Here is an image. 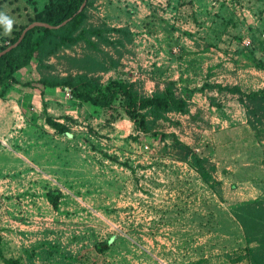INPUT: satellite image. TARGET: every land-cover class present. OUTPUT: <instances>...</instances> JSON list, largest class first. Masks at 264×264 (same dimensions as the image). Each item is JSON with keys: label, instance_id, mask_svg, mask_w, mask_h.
<instances>
[{"label": "rangeland", "instance_id": "1", "mask_svg": "<svg viewBox=\"0 0 264 264\" xmlns=\"http://www.w3.org/2000/svg\"><path fill=\"white\" fill-rule=\"evenodd\" d=\"M48 1L0 0V12L14 21L11 35L0 25V47ZM87 1V24L112 16L121 20L108 25L133 32L123 47L100 45L119 58L116 67L95 73L100 81H131L150 95L181 73L173 81L177 93L190 92L189 111L152 124L168 134L162 140L136 130L126 116L92 115L56 88L47 90L52 97L32 90L24 99L18 85L12 119L0 127V264H256L260 253L249 251L256 243L245 241L234 211L264 199V180L248 176L262 169L231 171L226 140L239 147L245 123L236 95L212 85L241 78L227 53L240 52L244 36L260 42L264 0ZM85 53L78 43L14 76L74 73L64 56ZM0 98L9 106L12 95ZM46 115L69 131L58 133ZM52 190L55 207L48 200ZM101 242L106 249H98Z\"/></svg>", "mask_w": 264, "mask_h": 264}, {"label": "trees", "instance_id": "2", "mask_svg": "<svg viewBox=\"0 0 264 264\" xmlns=\"http://www.w3.org/2000/svg\"><path fill=\"white\" fill-rule=\"evenodd\" d=\"M82 2L83 0H49L29 18L27 24L20 25L17 30H14L10 41L1 46L0 50L15 42L23 28L33 21L57 25L70 17L59 28L37 25L28 29L16 47L0 56V97L10 87L9 82L38 89L42 96L50 88H56L62 93L65 92V88H68L69 99L88 105L92 115L103 111L111 119L126 116L134 123L136 130L165 139L168 134L154 129L152 124L158 120H167L169 113H187L190 106V92L186 90L184 93H177L176 83L173 80L166 81L162 89H156L150 95L141 93L134 82L120 78H110L105 83L101 82L95 73L116 67L119 58H114L100 45L123 47L125 43L132 41L133 32L127 25L110 26L104 21L95 25L87 24L86 9L89 1L80 12H77ZM78 43H83L90 53L81 56H64L69 63V68L76 70L74 73L67 72L63 76L48 74L25 82L15 78V72L28 66L31 61L36 60L41 63L59 53L61 49ZM115 51L118 57L122 55L119 50ZM246 56L251 60L255 59L253 63L257 67H263V62L254 57L252 50L247 52ZM212 86L237 96L251 127L264 125V88L246 92L236 84L229 86L215 83ZM38 115V119L41 120L43 114ZM44 119L60 134L69 131L64 123L48 115ZM172 137L174 143L180 144L175 134H172ZM192 157H196L194 152ZM57 196L55 190L48 192V200L54 207L57 205ZM234 212L245 241L248 244L256 243L254 248H249L250 253H260L254 261L256 264H264V199L245 201ZM97 246L99 250L106 249L107 243L101 242ZM7 262L15 263L10 259Z\"/></svg>", "mask_w": 264, "mask_h": 264}, {"label": "crops", "instance_id": "3", "mask_svg": "<svg viewBox=\"0 0 264 264\" xmlns=\"http://www.w3.org/2000/svg\"><path fill=\"white\" fill-rule=\"evenodd\" d=\"M150 1H151V3H157V2H162L163 0H150ZM148 11H149L148 7L145 6V14H147ZM242 11L245 12L247 10H246V8H242ZM119 20H121V18H112V16L111 17L107 16V18L104 19V21L107 22L108 24H110V22H115V21L119 22ZM255 30H256V28H255ZM246 37H249V36H246ZM249 38L252 41V44L250 46L242 48V50L240 52H238L237 54H235V56H233L232 53H229V52L227 53L232 57L230 59H233V62L236 64V67L234 66V68L238 69L237 72L239 73V75H241V78H239L238 81L235 80L233 82V85L236 84V85L240 86V88L246 92L250 91V90H256V89L264 88V58H262L261 56H258L255 53V50L252 49L256 46V50H258L260 52L264 51V32L260 33V35H259L260 42L255 43V40L253 38H251V37H249ZM250 50L253 51L254 57L256 59H260L263 62V67H257L253 63L255 59L251 60L246 56L247 52H249ZM225 58H227V57H225ZM213 63H214V61L212 62L211 67L216 65V63H214V64ZM222 64H224V62ZM232 65H234V64L232 63ZM213 70L214 69H212V71ZM248 73H250L251 75H256V76H251ZM178 75H181V73H179ZM178 75H176V76L174 75L173 77H168L167 79L176 80V78L178 79ZM214 75L215 74H212V78H215ZM183 76H184V74H183ZM218 77H220V76H218ZM207 80H209V79L208 78L205 79L204 82L206 83ZM255 80H256V84L258 83V85L256 87L253 86L252 88L247 89L248 85H252L253 81H255ZM20 81L25 82L21 79H20ZM26 81H28V80H26ZM212 81L220 83L222 80L216 78L215 80H212ZM226 81H229V80L226 79ZM17 89H18V85L11 83L9 89L2 96L3 98H6V96L12 95V98H10L11 101H9L6 104L9 106H3V104H2L3 100H1V98H0V127H4L6 125L4 123H7L8 121H10V119H12L13 113H11L10 107L14 108V105H13L14 103H15V106H17L18 97H19V93H16L18 91ZM32 90L36 91L38 89H32V88L27 89V88L23 87V90H21L20 96H22V98L26 99V96H28L29 93L32 92ZM39 93H40V91H39ZM45 95H48L51 97L53 96V95L48 94V93H46ZM230 95L234 96L235 94L230 93ZM236 97L237 96H234V98H236ZM192 101H194V100H192ZM236 104L240 108L239 112H242V114H243V116L241 115V116H239V118H240L241 124L245 123L242 125V128L246 129V133H245L246 135L244 134V135L238 136L240 139L236 140V143H240L239 147L236 144H233L230 139L226 140L225 145L228 147V148H226L227 152L225 153L226 160L228 162H230L231 171L239 169L240 166H241L240 170L244 171V172L247 171V169H250L251 165L255 164L257 167L260 166V169H262L261 170L262 172L260 171L261 173H259V174L255 173L254 176H252L251 173H249L248 176H251L250 180H252L253 177L255 179H258V180H261V179L264 180V125L263 126H257L256 128L251 127L247 121V117L245 115L244 108L242 107V105L239 103L238 100H237ZM242 117H244V119ZM232 120H233V118L230 119V122H232ZM228 141H229V143L227 144ZM213 143H215V141ZM212 148L215 149L214 145H212ZM237 149H240V150H237ZM233 166H236V168L233 169ZM242 177H244V176H242Z\"/></svg>", "mask_w": 264, "mask_h": 264}, {"label": "water", "instance_id": "4", "mask_svg": "<svg viewBox=\"0 0 264 264\" xmlns=\"http://www.w3.org/2000/svg\"><path fill=\"white\" fill-rule=\"evenodd\" d=\"M87 0H83V2L81 3L80 7L78 8L77 12H80L86 5ZM70 19L67 18L66 20H64L63 22H61L60 24L57 25H51V24H47V23H43V22H39V21H33L31 23H29L27 26H25L23 28V30L21 31L20 35L18 36L17 40L15 42H13L12 44L8 45L7 47H5L4 49L0 50V56L4 55L5 53H7L8 51H10L12 48L16 47L20 41L23 39L26 31L34 26L37 25H42L48 28H59L60 26L64 25L68 20Z\"/></svg>", "mask_w": 264, "mask_h": 264}, {"label": "clouds", "instance_id": "5", "mask_svg": "<svg viewBox=\"0 0 264 264\" xmlns=\"http://www.w3.org/2000/svg\"><path fill=\"white\" fill-rule=\"evenodd\" d=\"M13 24L14 21L12 18L3 12H0V25L3 26L6 35H11Z\"/></svg>", "mask_w": 264, "mask_h": 264}, {"label": "built area", "instance_id": "6", "mask_svg": "<svg viewBox=\"0 0 264 264\" xmlns=\"http://www.w3.org/2000/svg\"><path fill=\"white\" fill-rule=\"evenodd\" d=\"M241 44H242V46H244V47H248V46H250L251 44H252V41H251V39L249 38V37H244L243 39H242V41H241ZM67 92H68V88H65V93L67 94ZM68 96V95H67ZM146 147V146H145Z\"/></svg>", "mask_w": 264, "mask_h": 264}]
</instances>
